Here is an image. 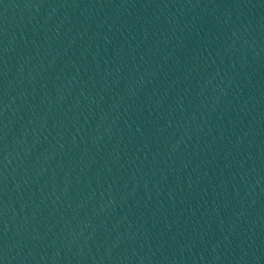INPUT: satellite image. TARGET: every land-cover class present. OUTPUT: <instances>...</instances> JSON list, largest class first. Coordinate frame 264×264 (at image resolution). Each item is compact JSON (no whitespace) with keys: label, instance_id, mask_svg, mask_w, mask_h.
Instances as JSON below:
<instances>
[{"label":"water","instance_id":"water-1","mask_svg":"<svg viewBox=\"0 0 264 264\" xmlns=\"http://www.w3.org/2000/svg\"><path fill=\"white\" fill-rule=\"evenodd\" d=\"M0 264H264V0H0Z\"/></svg>","mask_w":264,"mask_h":264}]
</instances>
